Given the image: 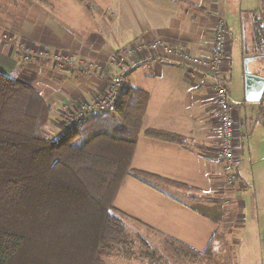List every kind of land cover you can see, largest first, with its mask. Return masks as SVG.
<instances>
[{"label": "crops", "instance_id": "0c3cea01", "mask_svg": "<svg viewBox=\"0 0 264 264\" xmlns=\"http://www.w3.org/2000/svg\"><path fill=\"white\" fill-rule=\"evenodd\" d=\"M184 1L205 10H191L172 0H32L20 16L18 32L33 49L45 50L47 59L23 62L14 48L0 44V71L14 73L15 79L45 94L52 108L49 126L56 135L69 123L65 119L75 118L84 106L107 95L115 76H119L117 101L127 86L146 91L144 130L176 133L188 143L139 135L132 168L155 177L147 181L125 177L114 204L126 214L127 231L161 242L171 238L178 247L199 253L211 248L219 254L214 264H264V195L257 191L261 184L256 179V191L248 193L243 177L247 157L256 160L255 142L264 148V92L260 101H247L245 78L241 91L231 88L236 51L227 35L222 71L238 102L234 105L237 180L229 183L227 164L215 156L220 110L212 82L183 66L155 61L157 50L151 46L161 39L193 56L208 57L219 20L225 19L227 26L230 19L242 24L253 12L264 18V0ZM132 46L130 56L120 64L114 62L115 54ZM251 52L246 53L255 58L250 69L264 77V55L255 48ZM70 56L84 60L89 70L58 61ZM247 105L258 106L256 122H262L249 121ZM171 261L188 264L180 257ZM107 264L149 263L111 257Z\"/></svg>", "mask_w": 264, "mask_h": 264}, {"label": "trees", "instance_id": "16d2710c", "mask_svg": "<svg viewBox=\"0 0 264 264\" xmlns=\"http://www.w3.org/2000/svg\"><path fill=\"white\" fill-rule=\"evenodd\" d=\"M250 18L255 50L264 55V18ZM148 102L146 91L127 86L111 110L49 137L44 93L0 71V264H107L135 254L126 214L114 202L126 176L155 177L132 168L138 137L188 143L176 133L144 130Z\"/></svg>", "mask_w": 264, "mask_h": 264}, {"label": "rangeland", "instance_id": "374dc122", "mask_svg": "<svg viewBox=\"0 0 264 264\" xmlns=\"http://www.w3.org/2000/svg\"><path fill=\"white\" fill-rule=\"evenodd\" d=\"M229 1L233 3L235 0ZM237 1H239L240 3L242 0H236V2ZM246 1L247 0H243L244 3H246ZM31 2L32 0H0V44L1 46L7 45L14 48L17 52V55L19 56V59H21L23 62H31L32 60L36 61L38 60L37 58H39V60L43 58L47 59L46 57L48 56L47 52L45 55H39V53L36 52L34 53V50L38 49H33V47H30V43L27 40L21 38L18 32L19 21L21 18L20 16L24 12V10L29 7ZM227 34L228 37L230 35V40L232 41V48L234 49V52L236 51V53L234 54L235 58L233 56V78L230 80V85L232 89H236L238 87V91H241L244 80V67L249 57L246 53H252V49L255 48L253 42L251 18L246 16L242 24L241 22L234 24L231 19L228 20ZM1 62L6 63L4 58H2ZM85 70L88 71L86 68ZM9 75L13 78L17 77L14 73H9ZM245 107L247 115L249 117V121L252 119L254 124L259 114L258 106L247 105ZM90 114L91 112L86 114V116H89ZM84 117L85 115L82 118ZM70 118L65 120H70ZM260 122L262 121L257 120L256 123ZM68 125L69 123L67 124V126L65 125V128H68ZM53 130L52 127L49 126L44 133L49 137H56L57 135L54 134ZM254 158L256 160L254 162H251L249 160V157H247V160L244 164L246 165V170L243 177L247 183V185L245 186V190L248 191V193H253L254 191H256L257 186L255 187L253 185V180L256 179V181L261 184L260 189H257V191L260 192V194L264 195V148H260L257 142H255L254 144ZM262 208L264 207L262 206ZM129 235L134 242L131 250H133L135 254L128 258L123 256L114 257L125 258V261L132 259L144 260L149 264H163L165 262L169 264L172 263L173 261L171 260L176 257L186 259L188 264H195L200 262L214 264L219 259V254H215L211 248L206 252L201 253V255H196L195 253L187 249L178 247V245L170 242L168 239H166L168 242H163V240L161 242L160 239H153L149 236H142L136 233H129ZM140 237L144 238L145 242H142ZM147 256H149V258H147Z\"/></svg>", "mask_w": 264, "mask_h": 264}, {"label": "built area", "instance_id": "2783aa9c", "mask_svg": "<svg viewBox=\"0 0 264 264\" xmlns=\"http://www.w3.org/2000/svg\"><path fill=\"white\" fill-rule=\"evenodd\" d=\"M227 24L225 19H220L217 30L214 36V44L211 50V55L208 57L193 56L190 53L183 52L161 39H156L151 46L157 50V53L152 57L155 61L165 64H177L185 67L191 74H202L209 79L216 91L217 102L220 110V124H219V140L216 145L215 156L218 160L227 164V171L229 174V183H234L237 180V174L234 170L235 163V142H234V105L235 101L229 88L227 86V78L223 75L222 67L225 59L226 42H227ZM134 46L126 48L113 57L115 63L120 64L124 57L130 56L133 53ZM35 53V52H34ZM36 53L45 55V50H38ZM60 63H75L79 66L89 65L84 60H75L72 56L58 58ZM119 76H115L114 82L110 86L109 93L104 97L97 99L92 104L84 106L77 114L76 118L72 119V123L68 127L71 131L78 124H80L82 117L88 113L109 111L115 105L117 99V84ZM264 106V100H263ZM70 120V121H71Z\"/></svg>", "mask_w": 264, "mask_h": 264}, {"label": "water", "instance_id": "95a60500", "mask_svg": "<svg viewBox=\"0 0 264 264\" xmlns=\"http://www.w3.org/2000/svg\"><path fill=\"white\" fill-rule=\"evenodd\" d=\"M254 59L253 57H248L244 67L247 101H260L264 92V77L254 74L249 66Z\"/></svg>", "mask_w": 264, "mask_h": 264}]
</instances>
